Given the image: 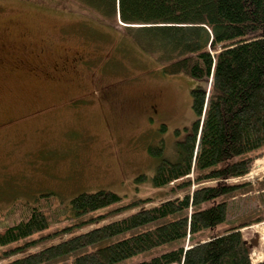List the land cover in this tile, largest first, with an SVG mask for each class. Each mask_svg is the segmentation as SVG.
<instances>
[{
  "label": "rangeland",
  "instance_id": "obj_1",
  "mask_svg": "<svg viewBox=\"0 0 264 264\" xmlns=\"http://www.w3.org/2000/svg\"><path fill=\"white\" fill-rule=\"evenodd\" d=\"M61 62L65 69L56 70ZM196 83L163 74L122 28L71 0H0V229L25 215L22 204L48 211L47 234L133 199L170 196V186L136 178L151 177L161 155L177 159V144L195 119ZM238 180L250 185L229 197L231 222L220 230L247 224L238 229L257 263L264 260V219L256 220L264 215V148ZM99 189L121 201L77 219L64 211L76 194Z\"/></svg>",
  "mask_w": 264,
  "mask_h": 264
},
{
  "label": "trees",
  "instance_id": "obj_2",
  "mask_svg": "<svg viewBox=\"0 0 264 264\" xmlns=\"http://www.w3.org/2000/svg\"><path fill=\"white\" fill-rule=\"evenodd\" d=\"M71 1L122 28L163 74L195 80V119L177 144V159L161 155L151 177L136 178L154 188L170 186V196L133 199L47 234L48 211L22 204L25 215L0 229V264L67 256L71 264H264L250 259L238 229L247 224L220 230L231 222L229 197L250 185L238 179L264 148V0ZM120 201L119 194L99 189L62 206L77 219ZM134 230L140 231L125 236Z\"/></svg>",
  "mask_w": 264,
  "mask_h": 264
},
{
  "label": "flooded vegetation",
  "instance_id": "obj_3",
  "mask_svg": "<svg viewBox=\"0 0 264 264\" xmlns=\"http://www.w3.org/2000/svg\"><path fill=\"white\" fill-rule=\"evenodd\" d=\"M75 59H73L72 61H75ZM66 64H67L66 62L56 63L55 64V67H56L55 69L56 70H57V68H59V69H65V65ZM149 110H152L153 112H155V106L149 105Z\"/></svg>",
  "mask_w": 264,
  "mask_h": 264
},
{
  "label": "water",
  "instance_id": "obj_4",
  "mask_svg": "<svg viewBox=\"0 0 264 264\" xmlns=\"http://www.w3.org/2000/svg\"><path fill=\"white\" fill-rule=\"evenodd\" d=\"M252 243H254V241H252Z\"/></svg>",
  "mask_w": 264,
  "mask_h": 264
},
{
  "label": "bare ground",
  "instance_id": "obj_5",
  "mask_svg": "<svg viewBox=\"0 0 264 264\" xmlns=\"http://www.w3.org/2000/svg\"><path fill=\"white\" fill-rule=\"evenodd\" d=\"M255 168H257V167H255Z\"/></svg>",
  "mask_w": 264,
  "mask_h": 264
}]
</instances>
